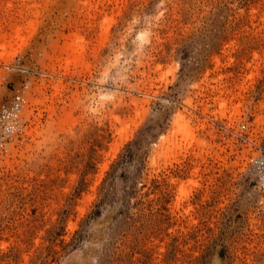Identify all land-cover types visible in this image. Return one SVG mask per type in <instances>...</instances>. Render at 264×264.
Returning <instances> with one entry per match:
<instances>
[{"label": "rangeland", "instance_id": "1", "mask_svg": "<svg viewBox=\"0 0 264 264\" xmlns=\"http://www.w3.org/2000/svg\"><path fill=\"white\" fill-rule=\"evenodd\" d=\"M25 83L0 264H264V0H0Z\"/></svg>", "mask_w": 264, "mask_h": 264}, {"label": "built area", "instance_id": "2", "mask_svg": "<svg viewBox=\"0 0 264 264\" xmlns=\"http://www.w3.org/2000/svg\"><path fill=\"white\" fill-rule=\"evenodd\" d=\"M29 83L14 93L12 98L0 108V140L8 143L15 142L26 132L25 110L29 105L26 91ZM251 174L256 176V181L264 189V151L250 159Z\"/></svg>", "mask_w": 264, "mask_h": 264}, {"label": "bare ground", "instance_id": "3", "mask_svg": "<svg viewBox=\"0 0 264 264\" xmlns=\"http://www.w3.org/2000/svg\"><path fill=\"white\" fill-rule=\"evenodd\" d=\"M183 126H181V124H180V131H182V133H184L186 136H185V139H187V137L189 136V131H188V129L186 128V127H184L185 126V124H182ZM178 133H180L179 131H178ZM180 135V134H179ZM182 136H183V134H182ZM190 137H191V135H190ZM189 137V138H190ZM184 139V138H183ZM184 139V140H185ZM191 143V142H190Z\"/></svg>", "mask_w": 264, "mask_h": 264}]
</instances>
